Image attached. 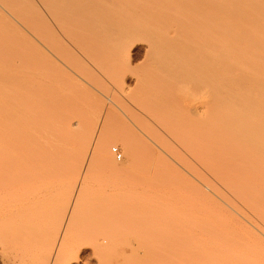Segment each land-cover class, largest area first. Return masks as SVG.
Instances as JSON below:
<instances>
[{
    "label": "rangeland",
    "instance_id": "rangeland-1",
    "mask_svg": "<svg viewBox=\"0 0 264 264\" xmlns=\"http://www.w3.org/2000/svg\"><path fill=\"white\" fill-rule=\"evenodd\" d=\"M154 1L138 0L142 22L170 37L152 44L139 33L100 38L63 19L83 42L51 22L59 41L50 46L21 25V183L8 180L20 169L5 164L0 116V264H264V251L227 227L240 215L211 192L203 200L199 183L209 171L196 144L209 138L212 108L197 77L204 67L191 66L220 19ZM105 132L109 159L92 163ZM198 233L210 239L201 250Z\"/></svg>",
    "mask_w": 264,
    "mask_h": 264
},
{
    "label": "bare ground",
    "instance_id": "bare-ground-1",
    "mask_svg": "<svg viewBox=\"0 0 264 264\" xmlns=\"http://www.w3.org/2000/svg\"><path fill=\"white\" fill-rule=\"evenodd\" d=\"M134 1L0 0V112H4L0 116L6 121L0 118L5 121L4 126L6 123L4 136L7 137H3L6 140V144L3 143L7 154L5 164L8 168L20 169L17 171L20 173L11 175L9 181L21 180L18 178L21 177V25L50 46L59 41L51 22L60 25L61 31L67 32L72 42L78 43V38L83 42L81 36L72 37L63 19L84 24L90 29L88 32L92 31L100 38L109 36L121 41L139 33L151 44L157 39L169 38L170 34H160L143 24L144 7L138 0V3ZM158 1H154L155 5L152 3L153 7ZM37 2L43 5L48 17L39 13ZM162 3L158 4L169 7L167 11L195 8L208 10L211 20L220 19L216 22L221 23L211 29L208 37L200 38L203 39L201 45H207L206 50L196 56L191 66L194 70L204 67L203 74L197 77L200 88L203 86L209 97V109L212 108L209 111L212 125L209 138H201L196 144L199 148L197 157L202 169L209 171V176L201 172L199 176L196 168L193 170L200 178L194 171L191 173L204 186L203 200L211 192L240 215V219L228 218L226 222L227 227L234 228L241 245L261 253L264 251V168L260 167L264 161V0H162ZM129 25L131 29L136 26L137 29L123 30ZM117 27L122 30H116ZM39 30L49 33L48 37ZM117 48L123 47L119 44ZM209 109L207 106L206 110ZM111 144L109 133H103L90 151V162H107ZM125 150L127 155L133 156L130 143H125ZM208 238L209 234L198 233L197 247H194L201 250L202 240L209 241ZM184 258L187 259L186 255Z\"/></svg>",
    "mask_w": 264,
    "mask_h": 264
},
{
    "label": "built area",
    "instance_id": "built-area-1",
    "mask_svg": "<svg viewBox=\"0 0 264 264\" xmlns=\"http://www.w3.org/2000/svg\"><path fill=\"white\" fill-rule=\"evenodd\" d=\"M113 150H114V153H115L119 158L122 157V154H121V152L118 150L117 147H115Z\"/></svg>",
    "mask_w": 264,
    "mask_h": 264
}]
</instances>
